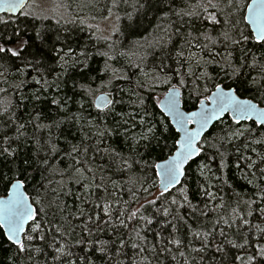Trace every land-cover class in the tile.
I'll list each match as a JSON object with an SVG mask.
<instances>
[{"label":"snow or ice","instance_id":"obj_1","mask_svg":"<svg viewBox=\"0 0 264 264\" xmlns=\"http://www.w3.org/2000/svg\"><path fill=\"white\" fill-rule=\"evenodd\" d=\"M161 3L167 10L157 7ZM99 4L100 0H87L84 6L98 10ZM130 6L156 7L160 23L124 50L113 34L124 36L118 13L124 11L131 19L126 11ZM71 8L60 2L35 10V0H0V13L11 14L8 19L0 16V25H14L10 35L0 32V85H5L0 87V185L5 193L0 195V237L15 247L6 264H95L91 257L96 253L105 264L114 260L123 264L119 257L133 240L138 260L129 264H152L161 254L171 261L178 256L182 264H229L233 249L237 254L231 256V264H264V0H145L144 4L107 0L102 5L107 15H101L117 22L110 30L87 23ZM14 17H31V23ZM201 17L211 28L196 26ZM52 18L57 25L87 24L95 29L90 36L104 41L107 51L74 48L71 37L59 29L53 36L44 23ZM102 31L107 34L97 35ZM157 52L159 62L145 70L149 55L156 60ZM93 55L105 58L98 71L107 77L95 88L92 84L99 77L84 72ZM122 58L126 64H120ZM77 67L81 81L72 80L81 97L77 112L67 107L71 97L58 96L50 101L58 118L37 110L19 122L15 109L20 104L9 92L20 94L21 101L28 99L21 93L28 83L26 74L35 73L31 80L40 87L31 97L40 100L52 86L62 91L65 74ZM127 68L137 72L129 74ZM121 82L128 87H121ZM161 84L169 86L155 97L154 107L161 115L157 118L143 93L152 99ZM85 103L96 110L95 117L84 115ZM69 122L78 125L76 143L63 134L61 125ZM169 133L174 137L171 148ZM113 136L127 153L108 143ZM27 144L32 145L31 152L22 147ZM157 148L169 149L167 157L152 159ZM230 152L236 154L238 169L244 162V179L253 188L250 193L235 192L234 200L225 201L215 181L228 184L221 176ZM97 158L102 163L97 164ZM193 165L203 178L198 191L205 198L195 204L186 183ZM136 169L145 172L142 179L135 175ZM149 169L156 179L147 175ZM98 172L127 174V179L98 178ZM33 173L39 180L30 197L27 184L35 178ZM150 181L155 195L144 186ZM73 184L79 194L72 192ZM125 191L126 200L121 198ZM140 192L151 198L140 202ZM69 194L76 198L72 207L62 199ZM149 207L151 215L145 214ZM189 218L198 227L193 228ZM153 223L161 225L152 233L155 242L144 234ZM165 225L172 230L169 237L161 236ZM183 227L191 237L187 242L178 235Z\"/></svg>","mask_w":264,"mask_h":264},{"label":"trees","instance_id":"obj_2","mask_svg":"<svg viewBox=\"0 0 264 264\" xmlns=\"http://www.w3.org/2000/svg\"><path fill=\"white\" fill-rule=\"evenodd\" d=\"M105 2H107V0H100V4L97 6L98 10H94L92 8L84 6L87 4V0H71L70 4L72 5V8L69 10L71 12H73L74 14H79L82 18H84L87 21V23L93 24L96 21L102 20L103 16L107 15L106 12H103V8H102V5ZM131 2L135 3V0H131ZM191 2L195 3V0H191ZM139 3L144 4L145 0H139ZM177 6L182 7L183 4L181 3V4H178ZM157 7H162L165 10H167L165 3H161ZM126 11L131 14V19H129V17L124 14V11H121L118 13L120 15V20H119L118 26L121 28V32L124 33V36L118 37L117 34H113V39L119 38L121 40V44L123 45V49L129 50L131 48V44H130L131 41L138 40L141 36L147 35L149 32H152L153 27L156 24L160 23V20L158 19L160 16V12L156 11V7L149 9L147 7L138 8V7H131V6L127 7ZM101 13H103V16L101 15ZM0 16H5V19H8L9 16H11V15L3 14ZM92 17H95V19H92ZM14 18H19L20 20L24 21L25 23H31V17H29L27 20H25V18H23V17H14ZM66 19H70V17H66ZM44 23L48 26V28L50 29L53 36L55 35L57 29L60 30L61 34L70 36L71 37V44L74 48H76V46L79 45L80 48L86 47L89 52H92V51H94L93 46H95V50H99L101 52L107 51V46L104 43V41L97 40L95 37L90 36V33L95 31V29H91V30L88 29L87 24L81 25L79 23H76V24L57 25L55 18L46 20V21H44ZM195 23H196V26L198 28H201V29H203L205 27L211 28V23L206 22L203 17H201L198 21H195ZM13 27H14V25H12V24L0 25V32L5 33L6 35H10ZM65 29H67V32H65ZM182 31H186V29H182ZM97 35H100V34L97 33ZM177 43L179 44L180 41L178 40ZM131 50L135 51V49H131ZM32 51H34V49ZM77 51H79V48H77ZM155 55L157 57L156 60L152 59V54L149 55V58L147 61V66L145 67V70H148L149 68L153 67L155 63L159 62V53L157 52V53H155ZM37 58L38 59H41V58L46 59V57H41V56H37ZM130 58L133 61H136L135 56H131ZM104 59L105 58L102 56L93 55L92 58L87 61L88 68L84 69L85 75L86 76H97V77H99V79H97L95 82H93V84H92L93 88H95L100 83V79H107V77H105L102 73H100L98 71L100 68L103 67ZM17 63H19V61H17ZM167 63H171V61H167ZM48 64L51 65L52 67L56 68V71H59V67L57 65H55L53 61L48 60ZM120 64L121 65L126 64V60L122 58L120 61ZM117 66H119V65H117ZM92 70H96V71H92ZM126 71L129 74L137 72V70L134 68H127ZM80 72H81V69L79 67H77L75 69H70L69 72L65 74V83L62 84V91L58 90L55 86H52L46 92H43L40 100H34L31 97V93L35 89L40 87L39 85H37L35 83V81L31 80V75H35V73L26 74V76L24 78L28 80V83L25 84V86L21 90V93L24 96L28 97V99L21 101V100H19L20 94L9 92V96L14 101H16L18 104H20V107L15 109V111L17 112V116L19 117V122L23 123L25 120H27L29 118V114L35 115L37 110L43 112L45 115H47L53 119L58 118L56 106L51 105V103H50V101L53 97H58V96H65L66 95L67 97H71L72 99L68 102L67 107H68L70 112H77L79 110L80 106H79V104L76 103V101L81 99V97L77 96L75 94L76 92L79 91V89H73L72 88V80L75 79L77 81H81ZM45 75H47V73H45ZM9 78L11 79V77H9ZM48 79L51 80L52 76H48ZM176 82L177 81L175 79L172 81V83H176ZM217 82H219V81H217ZM223 83L229 84V85L231 84V82L228 80H224ZM4 86L5 85H0V87H4ZM120 86L121 87H128V85L124 84L123 82H121ZM168 86L169 85H163V84L159 85L155 89V92L151 94L152 99H148L149 93L147 91H145L143 93L145 96V99L148 103L149 111H154L157 118H161V115H160V111L154 107L155 97L162 95L163 92L167 90ZM209 87H211V84H209ZM104 90L106 91L107 89H104ZM184 91H185V95H187V90H184ZM190 103H191V101H190ZM84 107H85L84 115L90 114L92 117L96 116V110L94 108L93 109L88 108L87 103H85ZM60 114L62 115L63 112L61 111ZM107 119L110 120L111 117H108ZM44 122L47 123L48 120H45ZM61 127L64 130L63 134L69 140H71L73 143H76L79 140L78 125L69 122V123H65V124L61 125ZM109 127H111L110 124H109ZM28 131L31 132V126L28 127ZM172 131L174 132V128L172 129ZM166 135L168 137L167 142H168L169 148H171L172 140L174 139V137L171 133L166 134ZM73 136L76 137V140L72 139ZM108 143H111L112 146L115 147L118 151L122 150L125 153H127L126 146L122 142L118 141L115 136H113L111 138V140L108 141ZM22 147L24 148V150H26L28 152H31L33 150L31 144H27V145H24ZM21 154L23 155V152ZM168 154H169V149H164V151L161 152V150L159 148H157L156 151L152 154L151 158L156 159L157 157H159V158L163 159V158H166ZM229 157L230 158L227 161L228 167L223 169V175L221 176V180L226 178L228 180V184H222V183H220V181H215V183H217L220 186V188L222 189L220 195L224 196L225 201L234 200L235 199V196H234L235 192H239L241 194H243L245 192L250 193L252 191V188H253V186L247 184L246 180L244 179V170H243L244 162L241 161V168L238 169L236 167V154L233 152H230ZM253 158H255V157H253ZM96 163L100 164V163H102V161L99 158H97ZM194 168H195V165H193V171L189 173V177H188L186 183L188 184L189 189H190V199H192V202L195 204L198 201L204 200L205 198L203 196H201L199 191H198L199 185L204 182L203 178L200 177L198 173L194 172ZM33 175L35 178L33 180H31L30 182H28V184H27V188L29 189V196L30 197H34V195H35V193L30 190L32 185L35 184L39 180V175L37 173H33ZM100 175L111 176L113 180H117V181L127 179V174L125 176H118V175H112L111 172H107V173H99L98 172L97 177L99 178ZM135 175L142 179L145 176V172L142 171L141 169H136ZM147 175L152 176L153 179H156L154 177V173L150 169L147 171ZM217 175H220V173H217ZM144 186L150 188V192L152 195L156 194V188L151 187V181L148 184H145ZM158 186H159V184H158V180H157L156 187L158 188ZM122 187L127 188L129 186H123L122 185ZM137 187H139V184H137ZM71 189H72V192L79 194L80 190L77 188V186L75 184L71 185ZM4 194L5 193L3 192V186L0 185V195H4ZM117 195L120 196L121 195L120 192H117ZM146 196L151 198V196H149V194L140 192L139 193L140 202H143V200ZM121 198L125 199V200L129 198L126 191L122 195ZM62 199L64 201H66L70 207H72L73 202L75 201L76 198H75V196L69 194L65 197H62ZM76 202L78 203V201H76ZM162 203H163L162 200L158 201V203L156 204L155 207H159ZM35 206L37 207V209H39V207H40V205H35ZM133 206H136V205H133ZM152 211H153V209L151 207H149L148 212L145 214L151 215ZM161 217H162V214H161ZM168 219L170 220L171 218L169 217ZM256 222H258V221H255V220L253 221V223H256ZM77 223H79V221H77ZM188 223L191 224L193 228L198 227L197 223L193 219L189 218ZM160 230H161V225L153 223V225L148 230H146L144 234L147 235V238L149 241L155 242L152 233L154 231H160ZM171 231H172L171 228H168L165 225L164 231L161 232V236L162 237H169V234L171 233ZM186 232H187V228L183 227L182 230L178 233V235L181 238L185 239V242H187V240L191 239L190 236L186 237V235H185ZM108 235L109 234H105L104 238H108ZM135 242L136 241H134V240L129 241L128 247L123 249L124 255L119 257V259L123 261V264H129L130 260H138L137 250L133 249L131 247V244L135 243ZM170 247H173V249L175 251L174 246H170ZM181 250H184V249H181ZM14 251H15V247L13 245H11L6 240V238L0 237V264H6L7 257L12 255V253ZM76 251L78 254H82V253H79L78 248L76 249ZM235 254H237L235 249H233L232 252L229 253V264H231V256L235 255ZM91 258L95 261V264H105V261L100 258L99 253L94 254ZM149 258L151 259V255L149 256ZM40 259H41V261H43L44 258L41 257ZM160 262H163V264H182V262L180 261L178 256H177V261H171L170 256H167V254H161L159 257V261L153 260L152 264H160ZM113 264H116L115 260L113 261ZM206 264H211V262L206 261Z\"/></svg>","mask_w":264,"mask_h":264},{"label":"rangeland","instance_id":"obj_3","mask_svg":"<svg viewBox=\"0 0 264 264\" xmlns=\"http://www.w3.org/2000/svg\"><path fill=\"white\" fill-rule=\"evenodd\" d=\"M60 2H63L65 4H70L71 0H35V4H36L35 10H38L39 8H43V9L47 10V9H50L54 4H57ZM25 10L27 11V9H25ZM114 23H116V21L114 18H112V19H108V20L102 19V20L96 21L93 24H98L100 29H102V30H110L111 26ZM99 34L103 35V34H107V32L102 31V32H99Z\"/></svg>","mask_w":264,"mask_h":264},{"label":"water","instance_id":"obj_4","mask_svg":"<svg viewBox=\"0 0 264 264\" xmlns=\"http://www.w3.org/2000/svg\"><path fill=\"white\" fill-rule=\"evenodd\" d=\"M4 13H0V15H3ZM8 15H11V14H8ZM159 184V183H158ZM159 187V186H158ZM36 207V206H35Z\"/></svg>","mask_w":264,"mask_h":264}]
</instances>
